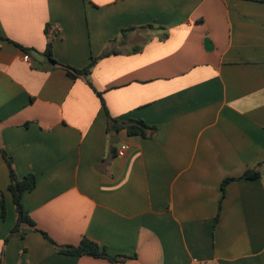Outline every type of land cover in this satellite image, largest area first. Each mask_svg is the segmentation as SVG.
Segmentation results:
<instances>
[{"label":"crops","instance_id":"1","mask_svg":"<svg viewBox=\"0 0 264 264\" xmlns=\"http://www.w3.org/2000/svg\"><path fill=\"white\" fill-rule=\"evenodd\" d=\"M0 34V264H264V0H0ZM49 37L75 68L113 52L74 79ZM4 152L36 179L15 233Z\"/></svg>","mask_w":264,"mask_h":264},{"label":"trees","instance_id":"2","mask_svg":"<svg viewBox=\"0 0 264 264\" xmlns=\"http://www.w3.org/2000/svg\"><path fill=\"white\" fill-rule=\"evenodd\" d=\"M47 28H49V26H47ZM47 28H46V32L48 33ZM130 29H133V28H130ZM126 31H127L126 29L123 30L122 34L124 35ZM0 39H5V37L0 34ZM52 41H53V38L49 37L47 48L43 52L44 56H46L48 60L55 63L56 65L62 66L67 71L68 75L74 79L79 76H85L86 78H88L97 60L100 57L108 55L111 52H113L111 50L105 51L101 56L93 58L91 62L84 68H75L70 65L62 64L54 58L53 52H52ZM18 45L27 53H31L33 50L32 48L25 47L20 44ZM87 80L89 84L91 85V87L94 88L92 82L89 79ZM95 91L101 97L102 105L106 109V104L102 97L101 92L97 91L96 89ZM108 116H109V124H110L111 130H119L121 128H126L129 134L141 135V136L146 137L150 135L156 129L155 126H151L142 120H136V119L120 120V119L113 118L112 116H110V114H108ZM4 156L7 161L9 171H10V183L8 187H9L10 192L13 195V201L16 205V211H17V221L12 230V233L17 232L24 225L36 227V223L33 221V219L30 217V215L28 214V212L25 210V208L22 205L23 194L26 191L33 189L36 185L35 176L30 174V175L25 176L23 179H20L12 167L11 157L8 156V154H6L5 152H4ZM259 174H260V171L254 168V169L247 170L241 177L255 178L259 176ZM234 179L236 178L234 177L226 178L222 184L223 190H225L226 184ZM2 215L3 216L5 215V204L4 203H3ZM38 230L41 231L50 241H52L57 246L59 251L64 254L77 255V256L91 255L94 257L108 258L111 261H122L124 259L130 258V256L128 255L111 254L109 253V251L107 250L105 246H102L98 242L86 236L83 237L80 243L77 245L75 244L60 245L54 242L46 232L40 229Z\"/></svg>","mask_w":264,"mask_h":264},{"label":"built area","instance_id":"3","mask_svg":"<svg viewBox=\"0 0 264 264\" xmlns=\"http://www.w3.org/2000/svg\"><path fill=\"white\" fill-rule=\"evenodd\" d=\"M26 60H29V57L26 56ZM129 145L128 144H123L120 148H119V153L123 154L127 149H128Z\"/></svg>","mask_w":264,"mask_h":264},{"label":"water","instance_id":"4","mask_svg":"<svg viewBox=\"0 0 264 264\" xmlns=\"http://www.w3.org/2000/svg\"><path fill=\"white\" fill-rule=\"evenodd\" d=\"M205 41H206L207 47L210 48V47H211V42H210V40H209V39H206Z\"/></svg>","mask_w":264,"mask_h":264}]
</instances>
